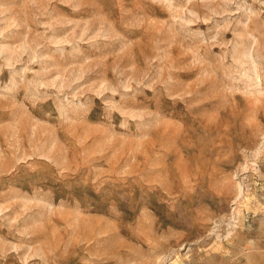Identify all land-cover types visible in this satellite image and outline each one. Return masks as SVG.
<instances>
[{
    "label": "rangeland",
    "instance_id": "obj_1",
    "mask_svg": "<svg viewBox=\"0 0 264 264\" xmlns=\"http://www.w3.org/2000/svg\"><path fill=\"white\" fill-rule=\"evenodd\" d=\"M0 264H264V0H0Z\"/></svg>",
    "mask_w": 264,
    "mask_h": 264
}]
</instances>
